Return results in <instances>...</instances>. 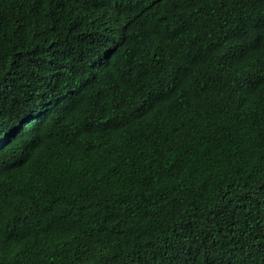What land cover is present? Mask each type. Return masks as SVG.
Listing matches in <instances>:
<instances>
[{
    "label": "trees",
    "instance_id": "trees-1",
    "mask_svg": "<svg viewBox=\"0 0 264 264\" xmlns=\"http://www.w3.org/2000/svg\"><path fill=\"white\" fill-rule=\"evenodd\" d=\"M0 264H264V0H0Z\"/></svg>",
    "mask_w": 264,
    "mask_h": 264
},
{
    "label": "snow or ice",
    "instance_id": "snow-or-ice-1",
    "mask_svg": "<svg viewBox=\"0 0 264 264\" xmlns=\"http://www.w3.org/2000/svg\"><path fill=\"white\" fill-rule=\"evenodd\" d=\"M0 164H3V159H0Z\"/></svg>",
    "mask_w": 264,
    "mask_h": 264
}]
</instances>
